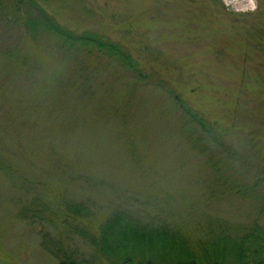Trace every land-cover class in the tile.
<instances>
[{"label": "rangeland", "instance_id": "rangeland-1", "mask_svg": "<svg viewBox=\"0 0 264 264\" xmlns=\"http://www.w3.org/2000/svg\"><path fill=\"white\" fill-rule=\"evenodd\" d=\"M254 1L255 9L240 12L221 0H43L59 23L121 40L160 74L165 86L150 80L140 84L114 63L104 69L85 65L82 79L96 101L88 102L85 94L75 102L66 100L74 79L69 72L60 74L61 64L45 46L30 43L28 50L41 62L33 85L24 91L22 84L8 82L11 88L1 96L8 109L23 107L39 122L32 128L31 142L25 137L29 155L19 150L10 156L11 135L0 131V264L96 258L88 238L119 204H130L139 215L151 212L154 219L167 218L164 212L169 209L177 214L204 206L196 201L210 181V169L205 157L195 149L192 153L177 135L175 118L167 111L173 97L165 87L221 124L253 125L247 112L254 111L255 101L258 106L264 101V84L254 83L251 46L254 14L261 10L264 15V0ZM42 78L48 93L38 85ZM55 110L59 123L51 117ZM69 119L70 131L59 129L64 136L59 143L52 136ZM40 131L49 135L45 144L34 138ZM258 146L256 162L254 154L234 157L236 164L251 165L242 167L245 175L257 176L254 216L264 215V139ZM73 148L81 167L70 161L68 151ZM231 159L224 158L227 163ZM60 182L66 184L63 197L87 207L86 216L70 224L46 210L62 192ZM167 196L171 203L164 200ZM250 206L235 194L201 209L227 222H246Z\"/></svg>", "mask_w": 264, "mask_h": 264}, {"label": "trees", "instance_id": "trees-1", "mask_svg": "<svg viewBox=\"0 0 264 264\" xmlns=\"http://www.w3.org/2000/svg\"><path fill=\"white\" fill-rule=\"evenodd\" d=\"M260 11L254 14L256 23L251 46L255 58L254 83L259 81L264 84V15ZM1 41L0 131L11 135L10 147L12 146L13 150L9 148L10 156L19 150L29 155V142H24L25 137L28 136L30 141L34 131L32 128L39 122L37 116L29 114L23 107L21 111H11L4 106L1 97L11 88L8 82L22 84L23 89H26L24 91H28L33 85L35 71L41 66V62L28 50L31 42L45 46L61 64L60 74L69 72L70 77L74 79L66 89V100L72 98L75 102L85 94L88 102L96 101L92 99L93 92L89 93L85 79H82L85 65L104 69V66L114 63L140 84L141 80H144L143 83L150 80L154 81L157 87L165 86L160 74L146 66L148 64L141 59L142 56L131 53L121 40L92 30L76 31L59 23L47 11L43 0H0ZM261 61L263 63H260ZM65 63L70 67L64 65ZM45 82L42 78L38 85L40 84L42 91L48 93ZM165 88L173 97L167 111L175 118L177 135L187 148L192 149V153L195 149L205 157L204 163L210 169V181L205 185L203 196L197 199L196 203H203V207H207L225 195L237 194L245 204L251 205L245 211L249 214L248 220L227 222L218 213L205 212L201 209L203 207L183 208L177 211V214L169 209L164 212L167 218L154 219L151 212L139 215V211H133L130 204H119L104 215L88 238L93 252L97 254L96 258L74 260L63 256L58 264H264V215L254 216V208L257 206L254 201V185L258 184L257 176L254 172L245 175L242 167H248L249 164L241 161L236 164L234 160L238 155L254 154L256 162L255 157L261 155L258 142L264 139V101H260L261 106L256 105L259 101L254 102V111L252 108L247 112L248 117L254 119V123L244 128L232 123L221 124L208 118L199 108L178 93H173L171 87ZM250 101L253 102L254 99L251 98ZM112 107V104L108 105L109 110ZM58 112L51 116L54 118L52 120L57 119V123ZM71 114L72 111L66 115L69 117ZM71 121L69 119L68 123H62L56 128L58 133L52 137H56L59 143L60 137L64 142V136L59 134V129L63 127L70 131L68 126ZM34 138L45 144L49 135L40 131L34 134ZM68 152L73 166L81 167L75 149ZM226 156L233 159L227 163L224 160ZM63 165L65 168L70 166L69 163H62ZM60 186L63 187L62 192L53 200L52 207L46 210L55 218L69 224L85 217L87 207L84 202L66 199L62 195L66 184L60 182ZM164 200L171 203L169 196ZM169 213L174 215L171 217ZM195 221L197 232L192 234Z\"/></svg>", "mask_w": 264, "mask_h": 264}, {"label": "built area", "instance_id": "built-area-1", "mask_svg": "<svg viewBox=\"0 0 264 264\" xmlns=\"http://www.w3.org/2000/svg\"><path fill=\"white\" fill-rule=\"evenodd\" d=\"M226 7L234 11L247 12L255 9L254 0H221Z\"/></svg>", "mask_w": 264, "mask_h": 264}]
</instances>
